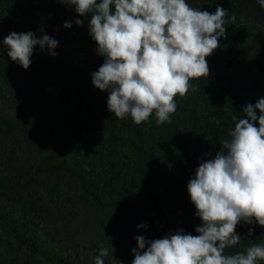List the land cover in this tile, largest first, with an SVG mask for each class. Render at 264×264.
<instances>
[{
    "label": "trees",
    "instance_id": "1",
    "mask_svg": "<svg viewBox=\"0 0 264 264\" xmlns=\"http://www.w3.org/2000/svg\"><path fill=\"white\" fill-rule=\"evenodd\" d=\"M62 2L0 0V264H73L57 227L76 215L80 200L109 220V261L132 264L136 236L161 239L181 228L197 235L202 221L188 182L230 139L232 117L246 118L243 108L264 98V8L258 0H185L209 13L227 10L226 39L206 60L208 67L224 61L230 68L217 86L200 77L195 95H177L171 124L157 125L154 111L136 125L131 116L116 118L108 91L92 83L104 57L88 31L91 15ZM232 15L235 23H229ZM66 21L72 27L65 28ZM254 22L259 42L247 39ZM12 31L56 39L57 55L37 45L23 69L3 44ZM64 180L71 188L61 189ZM40 218L43 228L36 227ZM236 233L240 243L226 247L225 255L264 245L258 223L241 221Z\"/></svg>",
    "mask_w": 264,
    "mask_h": 264
},
{
    "label": "clouds",
    "instance_id": "2",
    "mask_svg": "<svg viewBox=\"0 0 264 264\" xmlns=\"http://www.w3.org/2000/svg\"><path fill=\"white\" fill-rule=\"evenodd\" d=\"M87 18L88 31L103 64L91 74L94 87L108 91V110L116 118L131 116L136 125L155 111L157 125L171 124L175 97L187 94L193 78L207 77L206 57L226 39L227 10L214 13L190 7L185 0H63ZM264 8V0H258ZM232 15L229 23H235ZM84 21L75 20L77 26ZM65 28L72 27L65 22ZM8 57L23 69L31 64L39 45L56 56L58 41L46 34L12 31L4 38ZM259 110V117L256 112ZM214 159L202 162L188 182V193L202 223L197 235L178 229L161 239L134 237L132 264H257L264 261V245L245 253L225 255L240 243L236 227L264 226V98L243 108ZM258 121L259 127L255 126ZM144 224L138 228H144ZM250 227L248 235L253 234ZM109 249L101 247L95 264H105Z\"/></svg>",
    "mask_w": 264,
    "mask_h": 264
},
{
    "label": "rangeland",
    "instance_id": "3",
    "mask_svg": "<svg viewBox=\"0 0 264 264\" xmlns=\"http://www.w3.org/2000/svg\"><path fill=\"white\" fill-rule=\"evenodd\" d=\"M203 11V10H201ZM257 24L255 22L247 27L252 28L247 35V39L250 41L261 40V37L256 36L254 33L257 31ZM264 26L263 21H259V27ZM238 29L242 28L239 24H236ZM230 68L228 62L215 63L209 67L208 77L215 82H217L220 77L224 75ZM190 87L186 96L195 95L194 86L198 84V78H193L189 81ZM20 157V156H19ZM25 160V155L21 156ZM61 189L71 188L70 183L66 180L61 182ZM78 210H75V216L69 217L67 220L63 221V225L57 227L58 232L62 235V246L67 251L64 252V256H70L73 260V264H95V258L99 255L101 247L106 248V243L104 240L109 235L108 233V218L101 214L100 212L88 208L83 201L78 202ZM37 228H43V223L41 218L36 221ZM37 231V229H36ZM71 238V239H70ZM70 239V240H69ZM70 247V248H69ZM105 264H121L114 263L112 260L109 261V257H103Z\"/></svg>",
    "mask_w": 264,
    "mask_h": 264
}]
</instances>
